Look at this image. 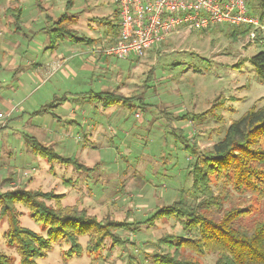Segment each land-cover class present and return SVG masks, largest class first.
<instances>
[{
  "label": "rangeland",
  "instance_id": "obj_1",
  "mask_svg": "<svg viewBox=\"0 0 264 264\" xmlns=\"http://www.w3.org/2000/svg\"><path fill=\"white\" fill-rule=\"evenodd\" d=\"M80 1L85 3V0ZM87 1L86 19L106 26L116 23L119 13L114 0ZM248 1L252 8L257 9L255 0ZM34 5L36 6V0H6L0 3V65L4 68H0V96L12 94L14 97L17 90L16 97L20 95L23 98V94L27 93L25 95L29 96L40 83L41 79L33 75L34 68L19 71L20 35L23 33H16L12 28L11 18L5 16V10L9 7H28L31 10ZM33 13H29V17L33 18L34 23ZM103 17L105 18L102 20ZM27 21L33 27L32 22ZM99 26L86 31L87 22L80 18L78 30L82 36L97 38ZM106 26H101L102 30ZM235 29L236 27L229 25H217L209 30L182 29L171 35L156 52L152 50L143 58L139 59L134 55L126 59L104 56L103 63L96 67L100 69L97 74L101 72L105 81L111 80V88L126 84L123 88L126 95L140 92L143 101L141 107L137 106L132 110L121 105L123 111L108 118L105 122L106 130L96 142L85 144L84 147L72 143L73 151L56 147L60 155L77 158L84 166L92 168L90 172H81L74 166L51 164L32 154L25 145L24 135H32L31 126H28L30 123L40 125L44 120L42 117H33L32 120L27 115L23 119L20 116L31 111L29 103L37 104L39 109L43 104L52 102L54 96L49 99L41 96L37 99L40 94L38 92L28 100L29 103L23 102L19 109L25 113L11 120L12 124L8 128L0 129V194L21 187L26 190L54 192L63 197L60 204L64 207L77 205L100 220L111 217L117 221L127 220L129 223L144 222L159 207L170 205L181 197L191 204L199 202L201 199L192 195V176L187 170L189 165L195 162L197 155H203L222 141L233 121L240 119L254 105L264 106V83L258 80L253 66L245 61L264 51V44H249V34L236 37L233 35ZM83 48H87V45ZM23 51L25 52V48ZM32 53L33 51H29L23 58L24 61H33ZM151 71H154V80L143 94L141 87ZM101 76L93 78L92 90L103 91L104 88L98 84ZM58 83L55 79L54 85L57 88V85L70 87L72 84L68 81L64 85ZM52 84L48 83L44 90H48ZM58 89L55 96L62 98L66 89ZM15 101L22 100L18 98ZM134 104L138 105V102ZM60 108L63 111L66 107L63 105ZM3 110L4 107L0 104V111ZM138 112L140 118L136 116ZM162 112L176 117H184L188 113L193 120L182 119L172 124ZM44 118L53 119L51 115H45ZM182 135L185 140L190 141L191 146H195L196 154L184 149L180 139ZM109 137H114L112 144ZM81 139L77 137L76 141ZM213 193L220 197L223 211L233 207L247 208L253 204L249 194L235 192L226 181L215 184ZM51 202L48 204H55ZM250 207H253L254 214L249 222L253 223L264 217V199ZM16 209L23 227L46 235L43 226L30 217L27 208L17 205ZM221 213L223 212L215 208L210 212L216 219L222 216ZM149 227L139 226L137 234L120 231L121 237L130 243L122 248L101 251V256L99 253H88L90 238L85 236L80 239L84 248L81 257L64 261L63 254L69 246L63 242L54 245L48 256L39 262L154 264L155 253L170 251L168 247L159 245L160 238L168 234L191 237L183 232L175 219H163ZM7 229V219L0 218V253L10 257V264H20L15 247L7 243ZM115 230L112 226L111 232ZM109 246L108 241L107 249ZM182 253L201 264H214L216 261L215 254L198 257L189 251Z\"/></svg>",
  "mask_w": 264,
  "mask_h": 264
},
{
  "label": "trees",
  "instance_id": "obj_2",
  "mask_svg": "<svg viewBox=\"0 0 264 264\" xmlns=\"http://www.w3.org/2000/svg\"><path fill=\"white\" fill-rule=\"evenodd\" d=\"M73 1H67L68 9L73 6ZM2 2L6 0H0V3ZM36 2L38 8L43 9L41 0ZM256 2L257 9L252 8L248 1L249 10L259 16L264 25V0H255ZM23 14V9L19 6L5 10V16L11 18L12 28L16 33L24 32ZM46 20L50 23L48 30L51 34V49H55L66 39L76 43L92 41L80 36L74 28L78 22L75 15L64 13L57 20H51L50 17ZM118 21L119 16L116 23L109 26V30H113L112 35L116 37L119 32ZM251 30H253L251 26L236 28L233 35L246 36ZM258 37L263 40L255 45L264 44V31H258ZM115 40L116 38L112 39L110 44H114ZM245 61L253 66L258 80L264 83V51ZM150 73L141 87L143 94L148 91L149 83L154 80V71ZM87 96L91 103H100L105 108L124 105L132 110L137 106L141 107L143 101L140 92L128 97L119 90L91 91ZM66 101V96L55 98L50 104L41 106L33 115L56 116L55 110ZM134 101H137L138 105H132ZM162 115L172 124L182 119L193 120L188 113L184 117L171 116L165 112H162ZM180 139L188 153L196 154V148L190 145L189 140H185L183 135ZM26 140L30 151L48 163L74 166L81 172L92 171V168L84 166L77 158L64 157L52 146L45 145L36 138L26 136ZM187 170L192 176V195L201 200L191 204L186 198L181 197L170 205L159 207L146 221L138 223H129L127 220L117 221L111 217L100 220L77 205L64 207L60 204L63 197L54 192L26 190L23 187L7 190L0 194V218L8 221L7 243L15 247L20 264H40L39 261L48 256L54 245L64 242L69 248L64 251L63 259L68 261L83 254L84 248L80 242L82 237L90 238L88 253L91 255L99 253L101 256V251L122 248L130 243L121 237L120 231L137 234L140 231L139 226L150 228L149 226H154L160 220L175 219L183 232L190 234L191 237L168 234L160 238L159 245L168 247L170 251L155 253L154 264H201L182 251H189L198 257L215 254L214 264H264V217L253 223L249 222L254 214L253 207L250 206L264 199V106L254 105L240 119L233 121L224 139L203 155H197L195 162L190 164ZM219 181L228 182L239 194H249L253 204L247 208L233 207L223 211L220 197L214 196L213 193V186ZM49 201L55 204H48ZM17 205L27 208L30 217L43 226L46 235L22 226ZM212 208L222 211V216L217 219L213 217L210 214ZM112 226L116 228L114 232H111ZM108 241L110 246L107 249ZM0 264H10V257L0 253Z\"/></svg>",
  "mask_w": 264,
  "mask_h": 264
},
{
  "label": "crops",
  "instance_id": "obj_3",
  "mask_svg": "<svg viewBox=\"0 0 264 264\" xmlns=\"http://www.w3.org/2000/svg\"><path fill=\"white\" fill-rule=\"evenodd\" d=\"M67 1L68 0H41L43 9L38 8L37 2L36 6L34 5V7H36L35 10L34 7L31 8V10H29L28 7H21L24 13V32H22L23 35H20V57L18 60L19 71L24 70L25 72L26 68H34L33 75L38 76L39 80H41L40 83H36L37 86H35V91L29 96H26L25 94L27 93H25L23 94V98L20 95L16 97V94L18 93L17 90L14 93V97L12 94L10 96H0V104H2L4 107V110L0 111V113H3L6 116V118L4 119L6 126L5 128H3V130L11 126V120H14L16 117H18L19 114L25 113L22 112L19 107L23 104V102L29 103L28 100L32 99L36 93L40 92V94L38 93L39 95L37 99L41 98V96L44 97V99H49L54 96L55 99L57 98L55 96V91L58 93V88H65L66 91H64V96L67 97V101L61 105H65L66 107L63 108V111H61L60 106L55 110L56 116L47 114L53 117L52 120H47L46 118H44L45 115L34 116V112L38 110L37 104L31 105V103H29L30 106H32L31 111H26L27 113L20 117H22L23 119V117L27 115L29 117H32V120L33 117H35V119L38 117H42L41 119L44 120V123L40 125H38V123H30L28 125L31 126L32 135L24 136L25 145L29 148V150L30 147L26 140V136L36 138L38 141L45 145L53 146L55 150L56 147L59 146L66 150L70 149L71 151H73L74 149L72 143H74L75 146L79 147H84L85 144L90 145L96 142V140L99 139V135H101V133L106 130L105 122L108 121V118L112 117L113 115L120 114V112L123 111L120 107L121 105L105 108L100 103H91L87 96V94L91 91L97 92L91 89L93 78L102 75L101 72L97 74L98 70L100 69H96V67L98 64L103 63L102 60L105 55L102 53V50L111 45L110 41L116 38V35H112L113 30H109V25L106 26L102 23L98 24L96 21L86 19L85 16L87 15L85 13V9L88 4L87 0H85V3L84 1L74 0L73 6L69 9L66 7ZM32 10L34 11V13ZM29 13L35 14L34 23L32 22L33 18L30 19L31 17H29ZM64 13H67L71 16H77L78 23L80 18L86 21V31L89 28H94V26L96 25H100L98 29L99 35L97 36V38L91 37V35L85 36L92 40L89 41V43H76L70 39H66L63 42L59 43L55 49H51V34L48 30L50 23L47 22L46 18L50 17L51 20H57ZM27 20H30L32 22L31 25H33L34 28L32 26H29ZM78 23L74 27L78 31L79 35L82 36L80 31L78 30ZM101 26H106V28L102 30ZM32 28L34 30H31ZM84 45H87V48L84 49ZM30 46L33 47L30 48ZM24 48L25 52L23 51ZM159 48L160 46L153 49V51L156 52ZM29 51H33L32 55L34 57V60L26 62V59L24 61L23 58L27 56V53ZM25 62L26 65H24ZM0 68H2L1 65ZM60 77H62L63 80L65 79V81L72 83L71 86L61 87V85H57V88L54 85L55 79L56 83L60 82V84L64 85L65 82H63ZM102 79L103 78L101 76V79L98 80V84H100L104 89H102L103 91L98 92L119 90L124 94L123 88L126 84L121 85L118 88H111V80L105 81L104 79ZM50 82L53 83L52 87H49L48 90H44V88L47 87V84ZM98 84L96 86H98ZM45 92L48 94H46ZM132 95L127 94L126 96L131 97ZM18 98H20V100L22 101L16 102L15 100ZM134 102H132V105H135ZM50 103H45L42 106ZM1 121L2 120H0V124ZM77 137H81V141L77 142ZM109 141L112 144L114 142V137H109Z\"/></svg>",
  "mask_w": 264,
  "mask_h": 264
},
{
  "label": "built area",
  "instance_id": "obj_4",
  "mask_svg": "<svg viewBox=\"0 0 264 264\" xmlns=\"http://www.w3.org/2000/svg\"><path fill=\"white\" fill-rule=\"evenodd\" d=\"M119 13L115 43L102 50L105 56L143 58L182 29L209 30L217 25L251 26L249 43L262 42L259 16L252 14L248 0H114ZM137 118L141 115L137 113ZM4 114H0L3 129Z\"/></svg>",
  "mask_w": 264,
  "mask_h": 264
}]
</instances>
